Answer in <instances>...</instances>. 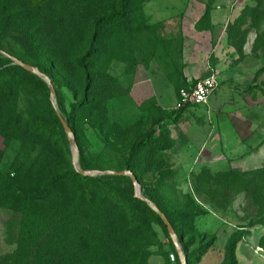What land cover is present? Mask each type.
<instances>
[{
	"label": "rangeland",
	"instance_id": "1",
	"mask_svg": "<svg viewBox=\"0 0 264 264\" xmlns=\"http://www.w3.org/2000/svg\"><path fill=\"white\" fill-rule=\"evenodd\" d=\"M120 3L0 0V49L50 77L61 115L72 118L85 171L127 170L135 140L175 111L188 86L181 78L185 54L213 30L214 17L222 21L217 11L229 21L234 65L248 44L264 57V0H127L120 18L96 25ZM9 61L0 53V182L8 177L22 198L16 205L0 188V264H181L170 236L151 209L132 201L126 181L107 187L130 200V209L121 211L99 189L74 216L83 227L76 221L70 229L66 221L51 240L50 221L68 209L76 189L43 190L73 157L63 151L48 83ZM225 113L222 107L214 117ZM219 128L202 109L178 113L156 128L130 170L175 222L188 264H264V146L224 158L211 148ZM29 212L42 221L31 233L23 227ZM24 232L32 239L22 243Z\"/></svg>",
	"mask_w": 264,
	"mask_h": 264
},
{
	"label": "crops",
	"instance_id": "2",
	"mask_svg": "<svg viewBox=\"0 0 264 264\" xmlns=\"http://www.w3.org/2000/svg\"><path fill=\"white\" fill-rule=\"evenodd\" d=\"M216 14L222 21H214V17L209 35L192 41L190 51L185 54L181 78L190 86L198 79L214 74L219 89L208 105L186 108L185 111L202 109L212 123L220 126L219 146L212 143L211 147L214 154L238 158L262 144L264 146V57L254 56L248 44L243 60L234 65L231 57L235 56V50L229 44L224 26L229 21L225 13L217 11ZM167 106L155 105L156 108ZM222 107L226 113L214 117ZM185 154L192 157L194 151L187 148Z\"/></svg>",
	"mask_w": 264,
	"mask_h": 264
},
{
	"label": "trees",
	"instance_id": "3",
	"mask_svg": "<svg viewBox=\"0 0 264 264\" xmlns=\"http://www.w3.org/2000/svg\"><path fill=\"white\" fill-rule=\"evenodd\" d=\"M126 7H127V0H121L119 11L98 17L97 20H96V25H99V24H102V23H107V22H110V21H112L114 19L120 18L125 13ZM0 50H2V49H0ZM11 55H13V54H11ZM80 63H82V61H80ZM185 110H186V108L181 110V111H173V112L169 113L167 115V117H161L159 119L153 120L151 122L150 128L147 131L142 132V134L131 145L130 150H129V155H128L127 159L124 162L125 169L130 170L131 161L136 156L138 151L141 148L147 146L148 144H150V143H152L154 141L153 136L156 133V128L162 122H164L166 119L174 118L178 113H182ZM58 119H55V122L57 123L58 126H60L59 123H61V122ZM66 121L68 122L69 126L72 128L74 134H76L74 126L72 125V118L70 117ZM61 134H62L61 144H62L63 151L66 150L67 151V155H69L70 157H73L72 151L70 150V146H71L70 142H69V140L67 138L65 130H62V128H61ZM262 145L258 146L254 150H257V149L261 148ZM81 159L82 158L80 157V166H81L80 168L85 171L87 168L83 166V163H82ZM67 162H68V160H67ZM69 164H70V162H69ZM110 180L126 181V182L131 183V187L134 188V185H133L132 180H131L130 177H127V176H109V175L108 176H97V177L82 176L79 173H77V171L75 170L74 165H72L70 167V169L64 175H58V174L55 175V174H53L51 181H49L46 184V186H45V188L43 190V191H45V193H48L49 191L55 189L57 186H59L61 184L71 185L72 187H74L76 189V191L74 193H72V200L69 203L68 209L66 211H61V213H56V217L55 218L52 217V220L50 221L49 228H51L52 232L54 233V239H51V240H55L54 243L58 240L57 233L63 228L64 225H66L65 224L66 221H68V228H70V229H72V227H73L72 225L75 224L76 221H78L80 223V226L83 227V224L79 221V219L78 218L75 219L74 216H75V214L79 213V210H77V209H79V207L81 205H83L84 203L91 204L92 202H94L96 200V195H97V192H98L99 189H101V191L103 190V191L106 192L103 195L104 198H106V199H109V198L110 199H115V201L117 202V205L119 206L118 208L121 211L126 212L127 209H130L132 207V202L130 200H128V199L126 200L125 198L120 197L115 191H112L110 188L107 187L108 186V181H110ZM9 182H10V179L8 177H5V178L1 177L0 188L5 193H9L11 196L16 197L15 202H16V205H18V202H20L21 198H22V196L19 195V194L22 193L21 189L13 188V186ZM143 195L145 197H147L148 199H150L156 205V207L168 218V220L170 221L172 227L174 228V230L176 231V234H177V228H176L175 222L173 221L171 216H169V214L167 212H165L155 202V200H153L149 195H145V194H143ZM133 200L138 202V203H140V204H142V205H144L145 207H148L149 209H151L144 201H142L139 198H136V196H133L132 201ZM13 206H15V205H13ZM26 211H28V207H27ZM29 211H31V209ZM152 212L155 214V216L157 217L159 222L162 224V226H163L164 230L166 231L167 235L169 236L167 228H166L165 224L163 223L162 219L160 218V216H158L153 210H152ZM33 216L34 215H32L29 212L28 216L26 215V217L24 218L23 227L28 233H31L30 231H28V229L30 227H33V226L36 227L37 225L39 226V223L42 222V221L39 222L37 220L34 221ZM67 217L70 219V221L68 220ZM21 237H22L21 238L22 243L27 242L28 239H32V237L29 236V235H28V237H30V238H27V234L26 233L22 234ZM77 240H78V238H74V240L72 241V244L73 245L76 244ZM179 240H180V243L183 242V239L180 238ZM20 245L22 246V244H20ZM232 248L234 249V246H232ZM232 254L234 256V250H233ZM176 255H177V252H176ZM177 257H178V255H177Z\"/></svg>",
	"mask_w": 264,
	"mask_h": 264
},
{
	"label": "water",
	"instance_id": "4",
	"mask_svg": "<svg viewBox=\"0 0 264 264\" xmlns=\"http://www.w3.org/2000/svg\"><path fill=\"white\" fill-rule=\"evenodd\" d=\"M0 53H2L5 57H7L8 59H10L14 65H17L19 67H21L22 69L39 76L40 78H42L43 80H45L50 88V96H51V100L53 103V107L54 110L56 112L57 117L59 118L62 127L64 128L65 132L67 133L68 138L72 141V145H73V164L75 167V170L77 171V173H79L82 176H87V177H97V176H105V175H113V176H127L130 177L132 180V183L134 185V190H135V196L136 198L141 199L142 201H144L158 216H160V218L162 219L163 223L165 224L168 234L175 246L177 255L179 257V260L181 262V264H188V259L186 257V255L184 254L183 251V247L178 239V236L176 234V231L174 230V228L172 227L170 221L168 220V218L156 207V205L147 197H145L142 194L140 185H139V179L137 177V175L132 171V170H125V171H114V170H107V171H84L81 170L78 164L79 161V150H78V145L76 143L75 140V134L72 130V128L69 126L68 122L64 119V117L61 115L57 103H56V92H55V88L52 84L51 79L44 74L43 72H41L38 68H35L29 64H27L26 62L20 60L19 58L11 55L10 53L0 50Z\"/></svg>",
	"mask_w": 264,
	"mask_h": 264
},
{
	"label": "built area",
	"instance_id": "5",
	"mask_svg": "<svg viewBox=\"0 0 264 264\" xmlns=\"http://www.w3.org/2000/svg\"><path fill=\"white\" fill-rule=\"evenodd\" d=\"M219 81L216 75L200 78L192 85L179 90L175 111L185 108L208 105L212 96L219 89Z\"/></svg>",
	"mask_w": 264,
	"mask_h": 264
},
{
	"label": "bare ground",
	"instance_id": "6",
	"mask_svg": "<svg viewBox=\"0 0 264 264\" xmlns=\"http://www.w3.org/2000/svg\"><path fill=\"white\" fill-rule=\"evenodd\" d=\"M260 251V250H259Z\"/></svg>",
	"mask_w": 264,
	"mask_h": 264
}]
</instances>
